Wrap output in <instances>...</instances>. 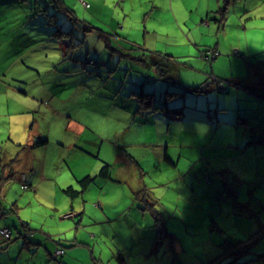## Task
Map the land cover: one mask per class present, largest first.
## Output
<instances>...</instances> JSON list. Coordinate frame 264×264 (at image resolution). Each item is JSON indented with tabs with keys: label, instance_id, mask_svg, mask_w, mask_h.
<instances>
[{
	"label": "rangeland",
	"instance_id": "obj_1",
	"mask_svg": "<svg viewBox=\"0 0 264 264\" xmlns=\"http://www.w3.org/2000/svg\"><path fill=\"white\" fill-rule=\"evenodd\" d=\"M53 2L0 0V181L5 184L3 171L12 177L4 192L0 189L5 210L0 229L11 231L9 238L0 235V264H229L233 254L224 246L238 239L252 243V252L240 254L239 264H264V129L259 123L264 122V89L247 84L250 78L264 81V0H63L71 9L65 11ZM120 35L148 51L171 55H166L170 67L185 85L208 81L215 90L211 78L242 80L229 84L228 91L215 90L221 100L226 94V113L234 121L218 120L217 102L209 109L198 101L201 92L186 89V95L177 96L200 107L186 105L190 119L172 120L167 130L165 117L134 121V99L124 108L114 106L113 99L130 95L129 81L143 74L139 63L137 70L127 71L133 62L129 57L117 83L101 66L110 59L106 37L113 44L126 42ZM118 48L135 54L129 45ZM47 82L50 102L36 94ZM121 82L123 92L117 91ZM171 98L154 95L166 107L174 104ZM74 122L83 129L71 127ZM32 132L44 133L50 143L31 148L29 170ZM219 137L243 153L226 165L233 174L223 168L209 171L214 182L209 176L204 182L201 151L208 152L207 145ZM124 144L147 171L152 205L131 193L127 177L134 172L118 156ZM167 144L173 158H180L179 170L156 169ZM103 161L111 164L114 179L125 175V180L98 179L74 197L58 189L64 176L94 175ZM26 173L34 188L27 186ZM171 179L176 188L158 184ZM230 185L239 194L242 216L254 225L241 237L233 236L239 229L235 211L229 210L238 204L231 200ZM209 190L214 196L226 194L207 204L202 194ZM254 191L256 199L246 206L248 192ZM21 221L29 222L40 244L26 235ZM58 246L63 253L55 255Z\"/></svg>",
	"mask_w": 264,
	"mask_h": 264
},
{
	"label": "crops",
	"instance_id": "obj_2",
	"mask_svg": "<svg viewBox=\"0 0 264 264\" xmlns=\"http://www.w3.org/2000/svg\"><path fill=\"white\" fill-rule=\"evenodd\" d=\"M217 1L220 3V0H217ZM120 36L123 39H125L126 42H122L120 40V43H115L114 42L113 45H118L119 46V44H121L122 45V48L128 47L130 41L127 40L125 38V36H122V35H120ZM63 55H65V54H63ZM104 60H105V63H103V61H102L100 64H101V66L104 65L105 68L106 67H111V70H113V71L112 72H108V74L110 76H112L111 77L112 80L115 81L116 83H117V80H122V76L121 75H118V72L121 69H123L121 67V64H122L123 61L128 60V57L120 56V59H118V57H116L115 55H110V59L109 60L108 59H104ZM161 61L164 62V63L168 62L169 71L172 74L177 75V77H178V74H176V72L172 69L173 66H172V68L170 67V64H169V61L170 60L165 61L164 59H161ZM105 68H103V69L105 70ZM126 69H127V71H130V70H136L137 68L135 66V63L133 62L132 65L131 66H127ZM141 70L143 71V74L140 75V76H138V77H136V78H133V79H136V81L133 84H136L141 79L140 77H142V76H144V75L147 74L146 73L147 71L144 68L141 69ZM256 70L259 71V72H263V71H260L259 68H256ZM249 71H250V69H249ZM98 73L100 74V71L99 70H98ZM262 77H264V76H262ZM239 81L241 82V84L243 83L242 80H239ZM239 81H237V82H239ZM202 82H200V83H202ZM130 83H132V82L129 81V84ZM200 83H188L187 85L200 84ZM49 84L50 83L47 82L48 87L40 88L39 89V92L37 91L36 94L38 96H40V97L42 96L44 98L43 100H46V101H49L50 102V101L53 100V98H52V94L50 92ZM51 84H52V86L54 84L58 85V82L55 81V82H53ZM122 84L124 85V83L121 82L120 85H119L120 86L119 88H120V91L123 92L124 91V88H123V85ZM182 84L183 83L181 82V86H182ZM247 84L248 85H253L256 90L258 88H260L261 90L264 89V81H261V80L259 81V83H254L253 80H251V78H250V81ZM183 85H185V83ZM178 86L181 87L180 85H178ZM211 87H212V84L211 83H208L207 86H206V88L204 89V91H201V93H202L201 95L202 96H198V101L199 102H204L205 103V106L207 108H209V109L212 108V107H215L214 106V103L217 102L215 104H217L218 107L220 108V109H216V110H220L219 119L218 120L224 121V122H232V121H234L233 119L228 118L227 113H226V110H227V108H226V94H223L224 97H225V100H221L219 98L218 94H216L215 90H211ZM135 88L136 87L131 88V85H130V87H129V93H130V90L135 89ZM153 89H156V87L153 86ZM19 90L21 92H24V93H27L28 92L26 89H19ZM209 92H213L214 95L209 94ZM33 96H34V94H33ZM124 96L127 98V100L130 99L129 98L130 97L129 95H124ZM220 96L222 97V95H220ZM185 97L188 98V97H190V95L189 96H185ZM43 100H41V101H43ZM121 101L123 102L122 99H118V98L117 99H113L112 104L114 106L117 104L116 105L117 107L124 108L128 103H126V102H123L122 103ZM185 101H186V99H185ZM186 104L188 105V107H191V108H199L200 107V105H198V103H196V102L195 103H191V104H189V103L186 102ZM51 111L54 112V110H52V109H51ZM181 112L182 113H180V112L179 113H175L173 111L171 112V111L160 110V109H157V110H154V111H149V110H145V109L138 110V108L136 107L135 112H134L135 116L133 117V119H134V121H136L138 123H153L155 117H159V116L165 117V119L167 121V123H166V125H167L166 130H167V129H169V124H170V121H172V120H185V119L189 120L190 119V116H191L190 113H187L184 109ZM153 115H155V116H153ZM65 116L67 118H70V120H72V122H73L72 116H70V115H64L63 117H65ZM252 117L255 118L253 120H256V117L257 116L255 114H253ZM162 122L165 123L164 121H162ZM259 123H260V127L262 129H264V122L261 121ZM74 124H75V122L71 124V127H74L75 128V126H76V128L79 129V130H82L83 129V125L76 124L74 126ZM217 127H219V126H217ZM212 132H215V130L212 131ZM217 135H219V134H215L214 137H216ZM35 136H38L39 138H44L46 140L45 144L42 145L44 147H46V145L48 143H50L47 140L48 136L45 135L44 133H33L32 132V136L27 141V143L29 142L28 146L30 147V150L28 152V155H29V158H28L29 159L28 168H29V170H32V166H31L30 159H31V155H32V152H33L31 148L32 147H35V146H33V142L35 140L34 139ZM257 137H258V135L256 136V138ZM217 139H219V141H215V142H212V143H210V144L207 145L206 149H208V152H205V148H203L202 151H201V156H202V159H203V161L201 163V170L205 174L204 175V182H208V181H206L205 176L206 177L209 176V178H210V181L209 182H214L213 178L209 174V171H212L214 174H216V171H218L219 169H222L223 168L224 171H225V173H227V174L230 175L229 172H231L233 174V171L230 170L226 165L228 163H230V162L233 163L234 159L235 158H238L239 156H241L240 154L243 153V152H235V151H233L232 148H228V147H232V145L231 144L226 145L228 142H225L222 137H219ZM126 146H127V144H124V148H122L121 151H119L118 156H120V159L122 160L123 167L125 166V169L127 171L128 170L129 171H132L133 170V172H134V174H131V175L129 174V178L127 177V182L129 183V187L131 189V193H133L135 196H140V197L142 196V193H146V194L148 193L149 195L150 194L152 195L153 193L150 192V188H151L152 185H149L150 184L149 183L150 179H149L148 176H146L147 171H146V173L143 171L142 166L138 163V161L136 160V158L134 156H132L127 151V149H125ZM236 147H237V145H236ZM181 155H183V151L181 152ZM157 157L158 158H157L156 161H158V167H156V169L161 170L162 169L161 166H162L164 168H170L172 170H175V169H178L179 170L178 165L180 163V158H177V159L173 158L174 155L170 153L169 148H168V144L165 145V146H163V152L162 153H159ZM15 159H17V158H15ZM240 160H242V158ZM103 162H106V161H103ZM109 169H110V176L109 177H101V176H98L97 175L94 178V180L86 187V189L80 194V196L83 195V193L86 190L90 189V187L92 185L96 184L97 181H98V179H101V180H116V181H118L120 183H122L125 180V178H126L125 175H116V178L117 179H114L112 177L114 175H113V170H112V167H111V164L110 163H109ZM62 170H65V169L63 168ZM62 170L59 171V176L63 174V171ZM182 173H184V172H182ZM96 174L94 173V175H96ZM85 175H87V174L85 173ZM10 176H11V172H9V170H7L6 173L3 171V173L1 174V178L6 179V181H5V184H4V181H2V179H1V181H0V189L3 187V185L5 187V185H6V183H7L8 180L12 179V177H10ZM81 177L82 176H80V175H73L72 177H70L68 175L64 176V178L62 179L63 180V183L60 185V187L58 189H61L62 192L64 193L65 192L64 191V188H66V186H68V185L74 186V183L75 182H76V184H75L74 187H78L77 182H78V179L81 178ZM26 178L29 180L27 186H32L34 188L35 184L33 182V179L29 178V176L27 175V173H26ZM36 178L37 177L34 176L35 181H36ZM238 179H240V178L238 177ZM172 180L173 179H171V181H169V180H163V181L159 182L158 184L164 186L165 185L164 183H167L168 182V183H170L173 186V187H168V188H176L175 185H173ZM180 180H182L183 182H186V180H187L186 175H181ZM22 183H25V181H22ZM186 185H187L186 189H188L189 188V183L186 184ZM230 186L232 187V194L231 195L233 197V199H231V200H232V202L235 205L238 204V206L235 207V208H237L236 210L234 208H232V207H231L232 209L229 210V211H235L234 214H235V218L237 219V226H238V229H239V231L236 234H234L233 236L241 237V236H244V235L249 234V232L252 230V228H253L254 225L250 221L251 218H249V217H243L242 216V212H240V209H241L240 202L238 201L239 194L238 193H235L234 188H233V185H230ZM179 187H183V185H181ZM256 187L258 188L259 185H256L255 188ZM228 189H230L229 186L228 185H225L224 190L227 191ZM1 190H0V196H1ZM3 192H4V189H3ZM251 192H248L249 193V199L247 201V204H245L246 206H248V205L250 206L251 205L252 198L256 199V197H257V193L255 191L253 193H251ZM87 193H89V192L87 191ZM224 194H226V193L220 194V191H219L214 196L213 190H209V191H205L202 194V197H204V200H206V203L207 204L212 203L213 205H215L216 203H218L217 199L219 198V200H220V197H222V195H224ZM157 200L158 201H161L160 198H157ZM152 204L153 203H151L150 205H152ZM2 208L3 207L0 205V213H4L5 212L4 209L1 210ZM261 208L264 209L263 201L261 203ZM220 209L222 211V208L221 207H219V210ZM167 210L169 212H172V211H170V209H167ZM226 212H228V211L226 210ZM156 213L160 214L159 212H156ZM160 220H161L160 222H163L161 215H160ZM21 222H22L23 226L26 227V231H27L26 235H28L32 239V241L34 243H39L40 244L41 243L39 241L40 239H38V240L36 239L37 238V234L36 233L32 234L30 232L32 230V228H31L29 222H27V221H21ZM5 227H8V226H5ZM168 234L169 235H172V233H168ZM174 239H176L175 236H174ZM60 244L61 243L59 242L58 245H60Z\"/></svg>",
	"mask_w": 264,
	"mask_h": 264
},
{
	"label": "trees",
	"instance_id": "obj_3",
	"mask_svg": "<svg viewBox=\"0 0 264 264\" xmlns=\"http://www.w3.org/2000/svg\"><path fill=\"white\" fill-rule=\"evenodd\" d=\"M53 4H55L56 7L61 8L62 10H71L69 7H67L63 0H54ZM54 15V14H53ZM53 15H49V16H53ZM60 24V22H59ZM57 29V28H56ZM105 46L108 47L109 49H111L110 55H118L119 52L120 54L118 56H125V57H129L130 61H133L135 64L139 63L147 72L146 75L140 77L141 79L136 83L133 84L136 80H132L130 83L131 88L136 87L135 89L130 90V97L131 99L136 100L135 105L138 108V110L141 109H145V110H149V111H154L157 109L160 110H167V111H173L175 113H182L181 111L186 110V102L185 98L183 97L182 99H180L177 95L179 93H184V95H186L184 91V89L188 90L189 93L190 91H193L195 93H199L201 91H204V89L206 88L207 84L210 83L208 81H203L200 84H192V85H182L181 86V82L179 80V78L177 77V75L172 74L169 71V66H168V62L164 63L162 62L160 59H164L166 61L167 60H171L170 58L166 57L167 54H162L157 52V51H148L146 50L144 47H142L141 45L134 43L132 41L129 42V51H131V53H135V54H126L124 52H122L118 47V45H113V42H110V40H108V38L106 37V42H105ZM170 56L171 55H167ZM95 62H98V60H94L91 59ZM132 62V63H133ZM105 69H108L106 71L108 72H112L113 70H111V67H106ZM137 70V69H136ZM107 72V73H108ZM157 74H160V76H158ZM212 81L215 82V90L219 91V92H225L228 91V85L229 84H238L240 85L241 82H237L231 79H222V78H218L219 80H217V78H211ZM138 80V79H137ZM222 82V84H218V82ZM123 85V84H122ZM178 85H180L181 87H179ZM125 86V84H124ZM153 86L156 87V89H153ZM120 86H118V90L120 91ZM125 88V87H123ZM173 89V90H172ZM171 90V91H170ZM175 90V91H174ZM160 94L162 93L163 95H170V98L172 100H174V104L172 105V107H166V105H164V103H158L157 101L154 100V95L155 94ZM217 94V93H216ZM134 96V97H132ZM166 98V96L164 97ZM123 102L128 103L127 98L124 96L123 97ZM122 102V101H121ZM122 102V103H123ZM70 117V116H69ZM46 140L44 138H38L37 140H35L33 142V146L37 147V146H42L43 144H45ZM101 176V177H109L110 176V169H109V163L108 162H103V164L101 165L99 171L97 172L96 175H84L81 178L78 179V187H74L72 185H68L66 186V188H64V191L67 194L74 196H78L80 195L85 189L86 187L94 180V178L96 176ZM142 199L145 201H151L153 203L152 198L150 197V195L147 193H142ZM149 199V200H148ZM9 228V227H8ZM262 235V234H261ZM251 240L249 239H238L236 241L233 242H229L227 243L224 248H228L232 254H233V258L232 260L229 261V264H239L242 263L243 261L241 259H239V255L243 254L244 252H252L251 250Z\"/></svg>",
	"mask_w": 264,
	"mask_h": 264
},
{
	"label": "built area",
	"instance_id": "obj_4",
	"mask_svg": "<svg viewBox=\"0 0 264 264\" xmlns=\"http://www.w3.org/2000/svg\"><path fill=\"white\" fill-rule=\"evenodd\" d=\"M86 5H88L87 2H84ZM219 79L217 78L216 81H218ZM218 84H222V82H218ZM26 186L25 183H23V187ZM10 234H11V231H10V228L8 227H3L0 229V235L3 236V238H9L10 237ZM55 255H58V254H62L63 253V248H60V247H57L55 249Z\"/></svg>",
	"mask_w": 264,
	"mask_h": 264
},
{
	"label": "clouds",
	"instance_id": "obj_5",
	"mask_svg": "<svg viewBox=\"0 0 264 264\" xmlns=\"http://www.w3.org/2000/svg\"><path fill=\"white\" fill-rule=\"evenodd\" d=\"M5 241V240H4Z\"/></svg>",
	"mask_w": 264,
	"mask_h": 264
}]
</instances>
